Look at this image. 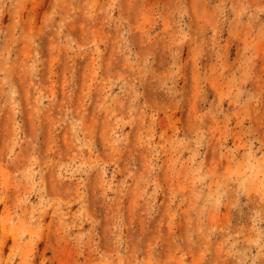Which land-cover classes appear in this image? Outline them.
I'll return each instance as SVG.
<instances>
[{"label":"rangeland","instance_id":"374dc122","mask_svg":"<svg viewBox=\"0 0 264 264\" xmlns=\"http://www.w3.org/2000/svg\"><path fill=\"white\" fill-rule=\"evenodd\" d=\"M0 264H264V0H0Z\"/></svg>","mask_w":264,"mask_h":264}]
</instances>
